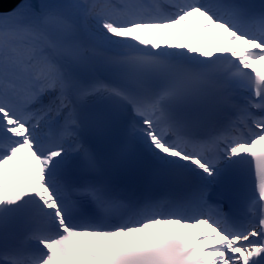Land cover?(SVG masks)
<instances>
[{
    "label": "snow or ice",
    "instance_id": "snow-or-ice-1",
    "mask_svg": "<svg viewBox=\"0 0 264 264\" xmlns=\"http://www.w3.org/2000/svg\"><path fill=\"white\" fill-rule=\"evenodd\" d=\"M0 264H264V0L0 12Z\"/></svg>",
    "mask_w": 264,
    "mask_h": 264
},
{
    "label": "water",
    "instance_id": "water-1",
    "mask_svg": "<svg viewBox=\"0 0 264 264\" xmlns=\"http://www.w3.org/2000/svg\"><path fill=\"white\" fill-rule=\"evenodd\" d=\"M17 2L18 0H0V10H9V8H13Z\"/></svg>",
    "mask_w": 264,
    "mask_h": 264
},
{
    "label": "rangeland",
    "instance_id": "rangeland-1",
    "mask_svg": "<svg viewBox=\"0 0 264 264\" xmlns=\"http://www.w3.org/2000/svg\"><path fill=\"white\" fill-rule=\"evenodd\" d=\"M188 39H191V33H189ZM201 42H207L209 47H212V42H211V35L209 33H205L204 38Z\"/></svg>",
    "mask_w": 264,
    "mask_h": 264
},
{
    "label": "bare ground",
    "instance_id": "bare-ground-1",
    "mask_svg": "<svg viewBox=\"0 0 264 264\" xmlns=\"http://www.w3.org/2000/svg\"><path fill=\"white\" fill-rule=\"evenodd\" d=\"M19 3H20V0H18L17 4H19ZM17 4H15L13 8H15L17 6ZM13 8H9V10H11ZM9 10H4V11L0 10V12H6V11H9Z\"/></svg>",
    "mask_w": 264,
    "mask_h": 264
}]
</instances>
